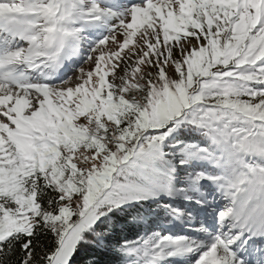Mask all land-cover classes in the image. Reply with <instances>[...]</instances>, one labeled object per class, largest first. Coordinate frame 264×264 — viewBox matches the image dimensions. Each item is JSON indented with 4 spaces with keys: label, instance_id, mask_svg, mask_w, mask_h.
<instances>
[{
    "label": "snow or ice",
    "instance_id": "6c2138e0",
    "mask_svg": "<svg viewBox=\"0 0 264 264\" xmlns=\"http://www.w3.org/2000/svg\"><path fill=\"white\" fill-rule=\"evenodd\" d=\"M0 264H264V0H0Z\"/></svg>",
    "mask_w": 264,
    "mask_h": 264
},
{
    "label": "trees",
    "instance_id": "16d2710c",
    "mask_svg": "<svg viewBox=\"0 0 264 264\" xmlns=\"http://www.w3.org/2000/svg\"><path fill=\"white\" fill-rule=\"evenodd\" d=\"M121 223H123V221H120ZM136 233V228L134 225L128 224L126 225L125 228V232L124 233H118L119 235H128V236H133ZM102 256H104L105 258H107L105 253H101Z\"/></svg>",
    "mask_w": 264,
    "mask_h": 264
}]
</instances>
